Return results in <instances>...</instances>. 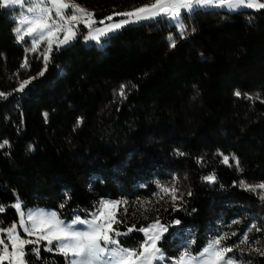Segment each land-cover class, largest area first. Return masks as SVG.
<instances>
[{"label":"trees","instance_id":"trees-1","mask_svg":"<svg viewBox=\"0 0 264 264\" xmlns=\"http://www.w3.org/2000/svg\"><path fill=\"white\" fill-rule=\"evenodd\" d=\"M72 1L99 20L151 0ZM17 12L0 9V92L12 93L0 97V143L8 141L0 148V227L17 219L16 199L25 207H52L67 219L89 215L101 199H119L128 203L115 227L139 228L157 217L181 222L159 244L167 258L196 253L228 234L225 246L243 249L230 256L264 264V256L250 251L264 250V201L239 187L240 180L264 182V9L197 7L192 37L172 48L166 41L178 28L167 21L126 25L98 55L79 35L53 51L45 74L24 92L14 90L44 64L26 52L29 42H17ZM26 55L29 66L21 68ZM210 174L215 183L203 179ZM157 182L179 188L178 210ZM252 224L261 231L253 229L241 245ZM119 239L137 248L144 235L133 231ZM27 260L66 264L43 243L39 257Z\"/></svg>","mask_w":264,"mask_h":264},{"label":"snow or ice","instance_id":"snow-or-ice-1","mask_svg":"<svg viewBox=\"0 0 264 264\" xmlns=\"http://www.w3.org/2000/svg\"><path fill=\"white\" fill-rule=\"evenodd\" d=\"M27 5V14L23 15L18 26L14 28V33L18 43L29 42L30 47L26 49L28 53H39L43 61L44 68L36 77H30L19 83L14 91L24 92L26 87L33 80L45 74L47 66L51 61L53 51H59L64 46L70 45L77 39L80 32V26L87 29L84 36L85 41H94L97 46L102 47L111 35L132 23H139L144 20H156L157 18L167 19L173 22L178 28L180 38L186 36V25L182 21L185 12L191 13L197 6H227L231 10H238L242 7L249 9H264V2L259 0H153V2L144 4L141 7L122 13H114L122 17L117 22L113 21V16L97 21L95 13L88 11L76 3H70L69 0H0V9L12 8L13 6ZM105 21H109L106 23ZM99 24L100 26H97ZM195 31V29H192ZM170 47L176 46V40L170 36ZM45 45L43 51L41 46ZM28 58L25 57L21 68H28ZM124 85H121L119 95L126 98ZM133 88L135 85L132 86ZM12 93L0 92V97L6 98ZM236 96L241 93L236 91ZM251 99V97H249ZM47 119V113L44 114ZM80 121H78V124ZM8 145L5 140L0 143V148ZM235 160L238 170L240 168L239 160ZM223 163H229V157H223ZM209 183L216 182L215 174L203 177ZM159 185V182H157ZM236 184V182H233ZM163 195H169L175 205L174 210H178L180 204L177 201L183 200V195L179 193V188L173 184L172 187L159 185ZM239 187L249 191L256 192L257 189H264V182L251 185L244 180L239 181ZM191 195L189 191L187 193ZM161 195V199H163ZM264 199V195H261ZM127 201L106 200L98 202V206L87 218L76 216L71 222L61 219L56 211L44 209H26L21 201L12 205L19 216L18 224L13 222L10 226L0 227V264H30L27 257L32 254L39 257L41 245L44 250L55 251L67 258L68 264H159L160 261L169 259L165 256L163 250L159 247L164 239L169 227L179 225L181 222L175 220L172 224H165L157 217L146 226L136 228V225L128 227L126 231L121 232L114 227L123 223L118 219V212L121 205H127ZM61 208L64 207L62 204ZM23 209V210H22ZM4 206H0L3 211ZM127 211V208H124ZM233 223H238L233 221ZM22 230L23 236L18 231ZM253 229L261 231L256 224H252L247 232L244 233L240 244L249 242L248 233ZM133 231L143 233L144 240L137 248L124 247L120 242V237L130 234ZM232 235H235L233 233ZM228 234L218 235L208 242L202 251L193 255L187 249L177 258H171L174 264H251V261H244L235 255L237 250L243 252L240 245L225 246L223 243L228 239ZM28 246H33L30 251ZM259 255L264 256V250L260 248L250 249Z\"/></svg>","mask_w":264,"mask_h":264},{"label":"rangeland","instance_id":"rangeland-1","mask_svg":"<svg viewBox=\"0 0 264 264\" xmlns=\"http://www.w3.org/2000/svg\"><path fill=\"white\" fill-rule=\"evenodd\" d=\"M69 2L70 3H76V4H78L79 6H81V7H83V8H85L86 10H88V11H92L90 8H88V7H86L85 5H83V4H81V3H77V2H74V1H72V0H69ZM151 2H153V0H151L150 2H148V3H151ZM259 2H264V0H259ZM148 3H145V4H148ZM142 5H144V4H142ZM142 5H140V6H136V7H133V8H131V9H128V10H125V11H122V12H126V11H131V10H133V9H135V8H138V7H141ZM13 7H17L18 8V12L16 13V24H15V27H17L18 26V21H19V19L23 16V15H26L27 14V11H26V9H27V5H24L23 7L22 6H20V5H16V6H13ZM197 7H199V8H201V9H207L209 6H197ZM196 7V8H197ZM240 9H249V8H247V7H242V8H240ZM216 12H220V13H225V11H228V12H230V11H233V10H231V9H229L226 5L225 6H218V7H216ZM252 10H255V9H252ZM93 12V11H92ZM122 12H120V13H122ZM188 13V12H187ZM110 16V15H109ZM111 16H113V21H111V22H117V21H119L120 19H122V17H120V16H116V15H111ZM108 17V16H107ZM106 18V17H105ZM105 18H102V19H105ZM95 19H96V17H95ZM102 19H99V20H97V21H100V20H102ZM192 20V12L191 13H188V19H184L183 17H182V21H183V23L186 25V35H190V31L192 30V28H193V26H192V24H190L191 21ZM164 21H167V23H171V22H169L167 19H164V18H157L156 20H144V22H146L147 24H153V25H156V26H159V25H162L163 23H164ZM106 23H109V21H105ZM189 24L192 26L191 28H190V26H189ZM97 26H100L99 24H97ZM14 27V28H15ZM80 32H81V35H80V37H81V41L84 43V44H93L94 45V47H95V49H96V53H97V55L98 54H100V52L103 50V48L109 43V40L110 39H108L107 40V42L106 43H103V46L102 47H100V46H97V43L96 42H94V41H85L84 40V36L87 34V29L86 28H84V26L83 25H81L80 26ZM191 35H192V33H191ZM188 36V37H184L183 39H181L180 38V35H179V31H176L173 35H171L175 40H176V42H178V41H180L179 39H181V40H184V39H187V38H190V37H192V36ZM167 42V45H168V47L169 48H172V47H170V43H171V41H169V40H167L166 41ZM28 47H30V44L28 45ZM45 47V45H42L41 46V49H40V51H43V48ZM38 55H39V53H37ZM43 68H44V66H43ZM18 86H19V84H18ZM260 183H262V182H260ZM260 183H256V184H253V185H257V184H260ZM164 186H166V187H171L169 184H167V185H164ZM257 192L259 193V197H260V199H261V195H264V189H257ZM104 199H106V200H113V201H115V200H119V199H110V198H104ZM17 200H19V199H16L15 200V202L13 203V205L17 202ZM102 200V199H101ZM261 200H263L264 201V199H261ZM19 201H21V200H19ZM22 202V201H21ZM22 204H23V202H22ZM123 206V205H122ZM26 209H44V210H49V211H56L54 208H52V207H49V206H45V205H41V204H34V205H30V206H28V207H25ZM23 210V209H22ZM95 210V209H94ZM94 210H92V211H94ZM17 211V210H16ZM91 211V212H92ZM90 212V213H91ZM89 213V214H90ZM76 216H80V217H82V218H87L89 215H84V216H82V215H80L79 213H75V214H73V216H71V217H69L68 219L67 218H62L63 220H65V221H67V222H71ZM18 221H19V216H18V212H17V219L16 220H14L13 222H17V224H18ZM153 221V220H152ZM152 221H150V222H152ZM12 222V223H13ZM149 222V223H150ZM11 223V224H12ZM10 224V225H11ZM9 225V226H10ZM147 225V224H146ZM146 225H143V226H146ZM7 227V226H6ZM114 227H115V225H114ZM115 228H117V230H119V231H121V232H124V231H126V229H121V228H118V227H115ZM18 231H20V234L23 236L24 234H23V232H22V230H20L19 228H18ZM142 243V242H141ZM208 244V243H207ZM206 244V245H207ZM205 245V246H206ZM124 247H127V246H125V245H123ZM205 246H203V248L205 247ZM160 247V246H159ZM127 248H129V247H127ZM202 248V249H203ZM202 249L201 250H199L198 252H196V253H192L193 255H196V254H198V253H200L201 251H202ZM166 256V255H165ZM180 255H178V256H174V257H170L169 259H166V260H164V261H160L159 262V264H174V261H173V259H171V258H177V257H179ZM66 258V257H65ZM5 264H7V262H5ZM66 264H68V260H67V258H66Z\"/></svg>","mask_w":264,"mask_h":264},{"label":"crops","instance_id":"crops-1","mask_svg":"<svg viewBox=\"0 0 264 264\" xmlns=\"http://www.w3.org/2000/svg\"><path fill=\"white\" fill-rule=\"evenodd\" d=\"M188 18V13L187 12H185L184 13V19H187ZM167 23V22H166ZM168 25H172V24H174L173 22H171V23H167Z\"/></svg>","mask_w":264,"mask_h":264},{"label":"built area","instance_id":"built-area-1","mask_svg":"<svg viewBox=\"0 0 264 264\" xmlns=\"http://www.w3.org/2000/svg\"><path fill=\"white\" fill-rule=\"evenodd\" d=\"M212 6H213L212 11H217V10H216V7H217V6H216V5H212Z\"/></svg>","mask_w":264,"mask_h":264}]
</instances>
